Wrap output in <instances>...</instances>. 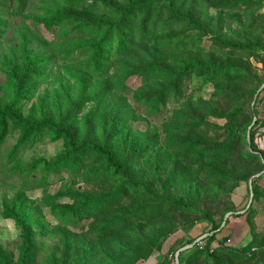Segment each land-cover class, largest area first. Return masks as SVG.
Masks as SVG:
<instances>
[{"label": "rangeland", "instance_id": "rangeland-1", "mask_svg": "<svg viewBox=\"0 0 264 264\" xmlns=\"http://www.w3.org/2000/svg\"><path fill=\"white\" fill-rule=\"evenodd\" d=\"M61 2L0 0V108L28 124L42 119L32 110L48 98L45 113L57 120L59 105L75 101L77 81L86 77L91 88L118 91L109 102L125 110L133 136L122 133L127 147L110 143L101 127L82 120L94 107L87 105L73 121L86 146L73 158L60 133H33L0 118V247L9 264H19L22 251L10 209L30 227L32 264H214L189 248L209 231L206 216L219 226L209 249L220 262L264 264V0L258 8L245 0H179L183 22L172 23L163 2L153 6L148 29L160 48L143 44L158 50L168 74L189 61L210 69L196 66L180 85L157 69L146 77L148 90L139 75L113 87L111 78H122L118 61L96 79L89 55L74 58V45H52L68 31L76 36L69 23L47 27L65 8ZM167 89L162 106L147 103L152 91ZM103 135L123 165L116 176L88 146ZM128 178L141 182L140 193L122 194Z\"/></svg>", "mask_w": 264, "mask_h": 264}, {"label": "trees", "instance_id": "trees-1", "mask_svg": "<svg viewBox=\"0 0 264 264\" xmlns=\"http://www.w3.org/2000/svg\"><path fill=\"white\" fill-rule=\"evenodd\" d=\"M14 1H16L17 5L19 4L18 6L23 5L21 4L22 0ZM53 1L58 3L62 1L61 4H64L65 8H61L59 12L56 13V19L48 23V29H51L53 26L57 27L69 23L70 25H74L72 34H76V36H72L70 38L71 33L68 31V34H62L60 36V40L54 42L52 45L57 48H60V46L69 47L71 44L74 45V58H76L78 55H89V68H91L92 71L94 70L95 73L101 74L100 76L96 77V79H103L105 74L104 72H106L107 69L105 66L107 64L109 66L115 64L114 61H118L117 65H120L121 72L123 74L121 73V80L119 79L120 75L117 79L111 78L110 83L113 87L117 86L119 82L124 83L123 79L125 77L130 75H139L145 80V90H148L150 87L149 83H152L149 80L150 78L146 79V77L148 75H155V70L161 68L163 69L162 73H165V76L169 75L172 80L174 79V85H180L181 78L188 74L196 66L210 69L202 62L189 61L183 63L179 70H177V73L168 74L171 73L167 71L170 70L171 66L167 65L164 58L161 57V54H159L160 56L156 54V51L158 52V50H151L148 48V45L145 46V44H143L144 42H149L150 45L159 47L157 43L154 44V41L151 37V31L148 29L152 22L151 9H153V6L156 7L157 4L163 2V9H165L168 14L169 21L167 22L172 23L174 20L183 22V15L180 14L176 9V3L179 0ZM222 1L223 3H229L233 0ZM235 1L239 2L241 0ZM245 1L248 3L250 2V8L254 6L258 8L257 6L260 7L262 2V0L259 2H254L252 0ZM138 25H141V27L138 28ZM154 25H156V23H153V26ZM85 39H87V42H85ZM114 44L116 45V50L114 53V58L111 60L110 54ZM223 44L224 48L226 49H236L238 47L236 44L230 42ZM244 48L246 47L244 46ZM28 57L34 58L36 60V57L30 55ZM86 72L88 71L85 70V73ZM29 75L30 81L35 79L31 73V70ZM77 83L79 85V96H77L75 101H70L65 106L59 105V109L57 111V113H59L57 120L55 119L52 110L45 113V101L48 98H43V100L39 101L32 110V112L36 111V114H41L42 119H36V121L30 119L32 121H27L30 125L25 124L24 121L14 113L11 107L6 106L4 108H0V118L2 123L5 125V120L8 116L11 117V121L13 123H16V125L20 126V129L26 128L27 131H33V133L36 130L41 129H48L58 132L65 141L68 154L73 158H77L82 154L86 145L84 144L85 142L79 143V137L77 133L78 123L73 121L77 120L78 116L82 113L83 109L87 105H94V107L89 112H87L84 117H82V120L86 119L97 129H100L101 127L104 135L109 137L110 143L113 145L119 144V146L127 147L128 139L123 137L122 133L124 132V134H126L128 137H131L133 136V129L130 126L126 127L123 124L125 110H123L120 105L118 106V104L114 102H109L111 98H109V96L116 95L115 93L118 91H113L110 94V92L105 89L104 86L101 88H91V84L86 77L83 81H77ZM119 87H121V90H127L126 87L123 88L122 85ZM144 92L141 93L142 98L145 95ZM166 93H168V89L158 96H156L155 92L152 91L146 96L148 99L147 103H149V101H153V106L155 108L162 106L163 101H165L164 97ZM38 106H40L41 111H43L42 113H38V110L36 109ZM126 120L128 121V119ZM4 129L5 128H3V130ZM5 132L6 129L3 131V136ZM91 132L93 134L96 133L94 130H91ZM104 135L102 136V142L89 141L88 146H90L91 151H95V153H97L103 160L105 166L103 171L107 172V174L111 172V175L116 176L121 172L123 165L117 161L113 150L107 146V138ZM245 155L250 157L251 154L246 153ZM135 156L136 153L131 152L127 161L130 159V157L132 160ZM130 186H132V188ZM141 188L142 186L140 181L138 182L134 181L132 178H128L126 183L123 185L122 194H126V192L131 189L132 193L137 192V190L140 193ZM8 212L9 219H14L15 224L21 231L22 251L19 256V264H32V252L34 245L31 237L30 227L26 226V224H23L24 222H22L21 214L19 212H16L14 209H10ZM205 219L210 225L209 231L204 234L207 236L205 246L203 249H198V247L194 245L192 248H190V251L192 252L191 255L194 253L207 254L210 258H212L214 264H223L218 260L219 257L216 256V251L209 249L215 240V237L219 234V232H217L219 226L213 219H211V217L206 216ZM200 237L201 236L198 238ZM197 239H195L193 243ZM0 260L3 262V264H9L8 257L3 253L1 247ZM179 262L181 264L183 259L180 258Z\"/></svg>", "mask_w": 264, "mask_h": 264}, {"label": "built area", "instance_id": "built-area-1", "mask_svg": "<svg viewBox=\"0 0 264 264\" xmlns=\"http://www.w3.org/2000/svg\"><path fill=\"white\" fill-rule=\"evenodd\" d=\"M206 235L201 236L200 238H198L192 245L191 248L196 245V247H198V249H203L205 246V242H206ZM227 243L230 242L229 240L226 241Z\"/></svg>", "mask_w": 264, "mask_h": 264}, {"label": "water", "instance_id": "water-1", "mask_svg": "<svg viewBox=\"0 0 264 264\" xmlns=\"http://www.w3.org/2000/svg\"><path fill=\"white\" fill-rule=\"evenodd\" d=\"M257 177V176H256ZM189 248H191V247H189Z\"/></svg>", "mask_w": 264, "mask_h": 264}]
</instances>
